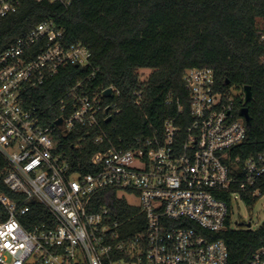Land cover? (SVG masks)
I'll return each instance as SVG.
<instances>
[{
  "label": "built area",
  "instance_id": "1",
  "mask_svg": "<svg viewBox=\"0 0 264 264\" xmlns=\"http://www.w3.org/2000/svg\"><path fill=\"white\" fill-rule=\"evenodd\" d=\"M23 1L0 0V21ZM71 65L89 72L59 99L63 114L45 123L28 96ZM97 70L91 50L67 43L53 18L0 53V182L15 194L0 189L8 215L0 221V264H228V245L217 235L231 229L233 200L252 205L264 197V151L245 158L236 153L248 133L236 105L240 94L233 87L221 90L212 67L188 68L187 113L177 99V113L162 131L139 136L128 147L112 144L92 155L90 171L73 170L58 151V129L66 134L86 127V135L98 130L95 141L102 142L108 138L103 120L118 111L108 101L119 96L117 88H89ZM108 88L112 96L104 94ZM109 188L139 209L144 228L130 234L112 218L111 207L95 206ZM129 195L139 203L131 204ZM34 203L48 217L28 228L24 217ZM246 226L237 229H252L251 221ZM245 264H264V246Z\"/></svg>",
  "mask_w": 264,
  "mask_h": 264
},
{
  "label": "trees",
  "instance_id": "2",
  "mask_svg": "<svg viewBox=\"0 0 264 264\" xmlns=\"http://www.w3.org/2000/svg\"><path fill=\"white\" fill-rule=\"evenodd\" d=\"M50 18L63 27L67 43L81 42L91 50L98 70L89 88L114 86L120 92L108 100L117 103L118 111L102 122L108 136L104 141H95L98 130L86 135V127L66 134L58 129V151L73 170L90 171L92 155L112 144L128 147L139 136L162 131L164 121L177 113V99L187 113L190 101L183 74L191 67H212L221 90L251 87L247 138L236 153L245 158L264 151V28L258 27V19H264V0H72L68 8L58 2L24 0L18 11L0 21V53ZM140 69L152 70L145 81ZM88 72L75 65L62 68L30 92L29 105L41 111L45 123L55 122L63 114L59 99ZM242 95L238 110L244 106ZM0 189L15 196L1 182ZM94 204L111 207L112 218L123 222L130 234L144 228L139 209L119 198L115 189L101 191ZM32 206L30 216L24 217L28 228L48 217L44 207ZM7 216L0 203V221ZM29 217L30 224L25 222ZM217 238L228 245V264H245L264 246V225L256 230L229 228Z\"/></svg>",
  "mask_w": 264,
  "mask_h": 264
},
{
  "label": "rangeland",
  "instance_id": "3",
  "mask_svg": "<svg viewBox=\"0 0 264 264\" xmlns=\"http://www.w3.org/2000/svg\"><path fill=\"white\" fill-rule=\"evenodd\" d=\"M258 27L264 28V19H258ZM151 69H140L138 74L141 81H145L151 73ZM234 94H240L241 90L237 87L232 88ZM128 201L131 204L137 205L139 203L138 199L133 196H127ZM234 213H232V223L231 229H237L238 227L245 228L246 224L251 221L252 230L258 229L260 226L264 225V197L260 198L254 204H248L241 198L233 200ZM239 223H244L245 225H240Z\"/></svg>",
  "mask_w": 264,
  "mask_h": 264
},
{
  "label": "water",
  "instance_id": "4",
  "mask_svg": "<svg viewBox=\"0 0 264 264\" xmlns=\"http://www.w3.org/2000/svg\"><path fill=\"white\" fill-rule=\"evenodd\" d=\"M227 84H229V81H226ZM242 93H243V104L244 106L241 108L240 110V115L242 117H244V119L246 120L247 124L250 123L251 117H250V113H249V109L246 106V104L253 98V93H252V89L249 85H246L242 88ZM106 96H112V88H108L105 93ZM57 124H61L62 123V118H59L56 122Z\"/></svg>",
  "mask_w": 264,
  "mask_h": 264
}]
</instances>
